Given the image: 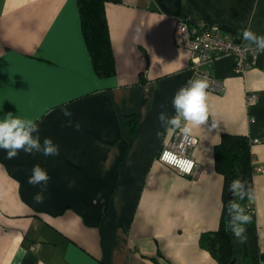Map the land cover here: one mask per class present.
<instances>
[{
	"label": "crops",
	"instance_id": "0c3cea01",
	"mask_svg": "<svg viewBox=\"0 0 264 264\" xmlns=\"http://www.w3.org/2000/svg\"><path fill=\"white\" fill-rule=\"evenodd\" d=\"M106 13L116 73L100 77L77 0H0V117L38 118L41 141L60 148L11 160L0 150V264H218L201 239L221 223L225 177L214 149L223 133L251 141L264 253V53L242 73L233 55L204 65L226 91L207 90L218 126L210 129V117L194 130L196 173L158 161L176 130L162 128L158 114H174L172 97L193 76V52L174 39L178 23L248 44L243 28L264 34V0H107ZM65 102L79 131L66 126ZM35 165L50 176L42 204L27 182Z\"/></svg>",
	"mask_w": 264,
	"mask_h": 264
},
{
	"label": "trees",
	"instance_id": "16d2710c",
	"mask_svg": "<svg viewBox=\"0 0 264 264\" xmlns=\"http://www.w3.org/2000/svg\"><path fill=\"white\" fill-rule=\"evenodd\" d=\"M107 0H77L88 51L94 70L100 77H109L116 73L115 55L110 36V26L106 13ZM215 168L225 177L223 194V211L218 230L202 235V245L206 246L218 261V264H230L241 251L242 257L256 262L264 258L260 251L258 229L255 220L253 199H240L234 192L232 200H228V188L231 182L240 180L245 189L254 192V165L251 152V141L248 136L223 133L221 142L215 146ZM229 203H237L249 216L247 224L242 225L245 231L241 238L235 237L231 229H227Z\"/></svg>",
	"mask_w": 264,
	"mask_h": 264
},
{
	"label": "clouds",
	"instance_id": "9594fccd",
	"mask_svg": "<svg viewBox=\"0 0 264 264\" xmlns=\"http://www.w3.org/2000/svg\"><path fill=\"white\" fill-rule=\"evenodd\" d=\"M241 34L242 39L248 43L249 47L254 46L258 54L264 53V34H257L250 26L243 28ZM208 87L209 83L206 78H194L178 88L171 100L174 114H169L167 111H161L158 114L161 127L165 130L178 129L183 136L188 138L193 136L195 129L202 128L209 118L213 117L209 127L210 129L217 128L218 121L214 118L215 112L208 101ZM67 104L68 102H65L63 106H60L64 117L68 118L66 126L74 127L79 131L81 124L79 121L71 119L72 112ZM37 119L24 117L20 111L18 115L8 113L0 117V150L6 153V159L15 158L21 151L26 154L41 153L45 157L59 155V145L52 138L44 137L41 141ZM49 180L50 176L46 169L39 165L32 168L27 182L40 188V191L33 196L36 204L44 202V192ZM231 190L237 193L241 200L246 197L249 200L254 198L253 193L246 190L245 184L240 180L232 183ZM228 212L230 215L229 226L235 237L241 238L245 231L242 225L247 224L250 218L237 203H229Z\"/></svg>",
	"mask_w": 264,
	"mask_h": 264
},
{
	"label": "built area",
	"instance_id": "2783aa9c",
	"mask_svg": "<svg viewBox=\"0 0 264 264\" xmlns=\"http://www.w3.org/2000/svg\"><path fill=\"white\" fill-rule=\"evenodd\" d=\"M174 39L180 48L193 52L191 68L194 78H206L210 90L215 93H224L226 86L220 80L214 78L204 65H211L221 55H233L235 59L234 71L242 73L254 64V56L257 51L248 44L236 42L227 38L219 28L207 27L202 23L179 22ZM253 58V59H251ZM255 95H249L247 102L253 103ZM196 136L186 138L178 129L173 133L172 138L162 145L158 161L162 164L173 167L182 175L193 176L196 173L197 163L191 151L197 145ZM262 168H256L260 171Z\"/></svg>",
	"mask_w": 264,
	"mask_h": 264
},
{
	"label": "water",
	"instance_id": "95a60500",
	"mask_svg": "<svg viewBox=\"0 0 264 264\" xmlns=\"http://www.w3.org/2000/svg\"><path fill=\"white\" fill-rule=\"evenodd\" d=\"M232 183L233 182H231L230 184H229V190H228V194H227V198H228V200H232V198H233V196H234V192L231 190V185H232ZM230 215H229V213H228V217H227V222H226V227H227V229H231L230 228ZM236 262H237V258H234L232 261H231V263L230 264H236Z\"/></svg>",
	"mask_w": 264,
	"mask_h": 264
},
{
	"label": "rangeland",
	"instance_id": "374dc122",
	"mask_svg": "<svg viewBox=\"0 0 264 264\" xmlns=\"http://www.w3.org/2000/svg\"><path fill=\"white\" fill-rule=\"evenodd\" d=\"M196 138H197V137H196ZM197 143H198V142H197ZM238 252H239L240 255H242L240 250H238ZM238 258H239V257H238Z\"/></svg>",
	"mask_w": 264,
	"mask_h": 264
}]
</instances>
